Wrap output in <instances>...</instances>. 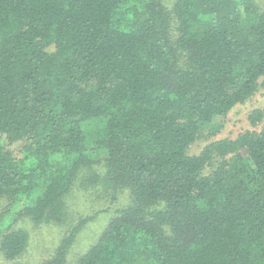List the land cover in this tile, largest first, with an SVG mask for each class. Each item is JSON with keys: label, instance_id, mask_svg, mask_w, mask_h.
Instances as JSON below:
<instances>
[{"label": "trees", "instance_id": "trees-1", "mask_svg": "<svg viewBox=\"0 0 264 264\" xmlns=\"http://www.w3.org/2000/svg\"><path fill=\"white\" fill-rule=\"evenodd\" d=\"M260 87L254 0H0V251H26L23 217L63 222L82 171L132 203L79 264H264V130L188 153ZM79 227L42 264H68Z\"/></svg>", "mask_w": 264, "mask_h": 264}, {"label": "rangeland", "instance_id": "rangeland-1", "mask_svg": "<svg viewBox=\"0 0 264 264\" xmlns=\"http://www.w3.org/2000/svg\"><path fill=\"white\" fill-rule=\"evenodd\" d=\"M178 1L163 0L168 8H173ZM254 1L264 11V0ZM53 49V46L49 47V50ZM258 111L261 112V115ZM221 122L220 130L213 135L209 134L208 129H204L203 133L190 144L188 153L199 155L211 142L222 138L233 139L247 130L263 131L264 88L260 87L247 101L234 106ZM2 141L18 157L21 156L24 145L29 143L27 140L11 141L6 136L2 137ZM217 159L215 156L208 161L205 172L209 173L214 168L213 165L217 163ZM103 166L102 162L93 165L98 171L103 170ZM83 177L84 174L80 171L74 179L71 190L64 198L67 210L65 220L60 223L40 222L37 224L29 217L21 218L17 225L29 232V246L19 258L13 260L7 259L0 251V264H11L16 261L42 264L52 257L56 247L70 234L72 228L80 226L66 254L68 264H79L81 256L97 240L108 218L110 219V215L113 218L118 216L121 209L132 203L129 187H122L116 191L105 188L101 182L83 184ZM90 200H94V204ZM5 203V201L0 202V209Z\"/></svg>", "mask_w": 264, "mask_h": 264}]
</instances>
